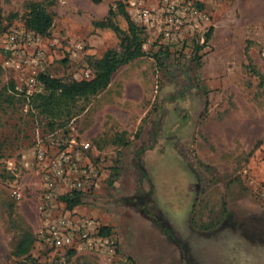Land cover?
Wrapping results in <instances>:
<instances>
[{
  "label": "rangeland",
  "instance_id": "1",
  "mask_svg": "<svg viewBox=\"0 0 264 264\" xmlns=\"http://www.w3.org/2000/svg\"><path fill=\"white\" fill-rule=\"evenodd\" d=\"M139 1L150 6L154 0ZM251 1L210 4L212 34L204 49H194L200 36L149 45L146 53H159L161 64L154 61L153 78L135 76L143 91L122 85L137 72L122 69L107 91L79 103L83 111L60 128L50 130L37 111L26 113V103H17L14 112L0 110V264H31L12 253L24 233L36 235L50 161L61 151L80 150L82 142L92 150L74 176L90 168L101 178L72 210L115 235L119 259L47 252L35 242V264H125L124 259L264 264V24L253 19ZM257 1L263 9L264 0ZM118 2L127 5L126 0H0V38L12 26L25 28L31 3L42 5L58 28L64 18L90 19L85 12L95 4ZM50 37L42 43L44 66L57 60ZM68 38L72 43L76 37ZM5 59L0 51V90L14 82L20 93L19 75ZM88 60L80 68H88L82 73L90 79ZM38 148L46 152L44 160L38 159ZM194 184L199 185L195 192ZM70 191L62 190L57 203L63 205L60 198ZM222 193L225 203L209 207L208 196ZM234 211L242 228L231 221ZM253 215L262 221L254 222ZM199 236L207 242H197Z\"/></svg>",
  "mask_w": 264,
  "mask_h": 264
},
{
  "label": "built area",
  "instance_id": "2",
  "mask_svg": "<svg viewBox=\"0 0 264 264\" xmlns=\"http://www.w3.org/2000/svg\"><path fill=\"white\" fill-rule=\"evenodd\" d=\"M223 1L227 0H158L154 8L137 7V22L149 33L157 31V38L164 43L177 44L200 36L202 45L204 35L211 27L208 6ZM44 40L45 37L20 26H12L0 38V51L6 56V65L18 73L20 90L25 87L29 96L41 90L36 77L42 60L35 56V51ZM91 148L89 142H82L80 150L61 151L50 161L53 163L49 165L38 205L36 243L47 252H73L107 260L119 259L118 241L114 234H103L104 226L97 219L82 216L57 203L62 190L84 196L99 184L101 176L90 168L80 171L79 177L74 176L78 168H82L85 154ZM37 152L38 159L44 160L46 152L40 148ZM261 192L264 194V187ZM122 262L134 264L128 259Z\"/></svg>",
  "mask_w": 264,
  "mask_h": 264
},
{
  "label": "trees",
  "instance_id": "3",
  "mask_svg": "<svg viewBox=\"0 0 264 264\" xmlns=\"http://www.w3.org/2000/svg\"><path fill=\"white\" fill-rule=\"evenodd\" d=\"M115 7L114 9L110 7L106 19L103 22L94 23V27H108L112 29L119 38L121 51L109 50L102 59L92 63L93 73L90 79L68 81L38 73L36 80L39 82L41 92L33 93L30 96L26 94L25 87H23L20 93L14 92L16 88L14 82H11L8 88L4 87L0 90V110H8L10 108L14 112V107L17 103L20 106H24L26 103L29 105L26 113H31L33 110L37 111L40 116L49 121L47 126L53 131L54 128H60L64 122L69 121L72 117L83 111L84 106L79 107V103H88L91 98L104 92L111 82L112 74L122 65L136 58L147 56L154 59L157 65H160L161 59L159 53L148 55L143 50L145 43L142 37L144 29L134 25L125 11L122 2H118ZM115 15L123 17L129 28L127 32L119 29L114 23L113 18ZM52 23L53 16L42 5L38 3L29 4L24 22L25 29L46 38L52 27ZM211 34L212 28L205 33L202 45L198 43L194 45L196 53L204 49ZM159 49L162 48L160 47ZM80 198V193L72 192L60 198V202L64 203L65 207L70 210L80 205ZM102 233L107 235L112 234L107 228H104ZM35 242L36 235L32 236L30 233H24L15 245L12 255L15 259L30 260L31 264H35V260L31 256ZM67 254L72 255L74 253L67 252Z\"/></svg>",
  "mask_w": 264,
  "mask_h": 264
},
{
  "label": "crops",
  "instance_id": "4",
  "mask_svg": "<svg viewBox=\"0 0 264 264\" xmlns=\"http://www.w3.org/2000/svg\"><path fill=\"white\" fill-rule=\"evenodd\" d=\"M158 0H154L150 6H145L144 3L142 1L139 0H127L126 1V6H124L125 11L127 12V14L129 15L131 21L134 23L135 26L139 27V24L137 22V17H136V12H137V7L139 6H145V7H149V8H154L157 4ZM253 4V5H252ZM251 5H252V14H253V19H255L258 22H262L264 24V7L262 9V5H260V2L257 0H252L251 1ZM116 5L115 4H106L105 7L103 8L101 4H95L93 5V7L90 10H87V12H85L87 14L88 17H90V19H86L85 17H77L75 18V21L69 20L70 18H64L61 21V24L58 28H54V25L52 23V27L49 30V34L46 38L51 37L54 38V42L56 45V50L54 51V57L57 59L56 62L52 63V64H48L46 65V61L47 57L43 54V52H46L44 49V45L43 44H38L37 45V50L35 51V56L39 59L42 60L40 67H38L39 73H43L46 74L52 78H56V79H63L64 80H68L70 81V79L65 78V76H67V74H72L71 79L72 80H87V78L83 77V73L82 72H86L89 71L88 68L87 69H83L80 68V66L82 64H84V59L86 58V56L91 57V60H88V65L90 66L92 63H94L95 61H98L100 59L103 58V56L107 53V51L109 50H114L117 52H120V41L119 38L117 36V34L110 28L106 27V28H96L94 27V23L97 22H103L108 14V11L111 8L114 9ZM84 20V22H82ZM114 23L117 25V27L119 29H121L122 31L127 32L128 31V27L127 24L125 22V20L123 19L122 16L120 15H115L114 18ZM54 21V19H53ZM157 31L153 32V33H149V32H145V34H143V38L145 40V43L143 45V50L146 52V50H148V48L150 46H154L156 43H158L160 40L157 38ZM72 34H74V36L76 37L74 40H72V43H69V36H71ZM50 37V38H51ZM64 43L66 45H64ZM150 45V46H149ZM34 47L31 48V51L33 50ZM86 48V49H85ZM44 49V50H43ZM155 50V49H153ZM60 56V57H58ZM50 60V59H49ZM66 62L64 65H62L64 67V70L62 72H58L57 70V66L61 65V62ZM253 64V63H252ZM255 65V63L253 64ZM154 66H155V62L154 59L152 58H148V57H140V58H136L133 61L122 65L121 67H119L111 76V82L108 86V88L105 90L107 91L116 81V77L114 78V76L116 75V73H120L123 69H131V68H135L137 69V72H135L132 76H130L131 78L128 80H124L123 79V83L122 85L125 86H137V88L139 90L142 89V84L140 81L135 80V76L137 74H141V75H145L147 78H153L152 74L154 71ZM77 71H80L81 73H76ZM118 73V74H119ZM82 74V76H81ZM88 74V73H87ZM117 74V75H118ZM143 75V76H144ZM142 76V77H143ZM130 81H133V84H129ZM104 91V92H105ZM143 91V89H142ZM103 93V92H102ZM243 179V178H242ZM199 188L198 184H194V190L192 189L193 192H195L197 189ZM216 197H219V199H217ZM224 193L222 194H218V196H215L214 194H210L208 196V200H206V203L209 201V207L217 205L215 203H225L224 201ZM237 199L234 201H230L231 203L236 202ZM229 202V203H230ZM238 203V202H237ZM218 204V205H220ZM240 204V203H239ZM238 204V205H239ZM232 205V204H231ZM205 206V205H203ZM237 205H234V208H236ZM198 210H200V208H198ZM239 212L244 213H248V208L243 209L242 207L239 206ZM239 212L234 211L235 214V220H231L233 221V224L237 221V215ZM258 215V214H257ZM256 215L251 216V218H254V222L259 223V221L261 220V217L259 216V218L255 217ZM229 222V220H227ZM243 223L238 222V228H242ZM222 228H224L223 225H221ZM227 228H230L229 226H227ZM237 228V229H238ZM197 238V242H207V240H204V238L202 236L196 237ZM201 240V241H200Z\"/></svg>",
  "mask_w": 264,
  "mask_h": 264
}]
</instances>
